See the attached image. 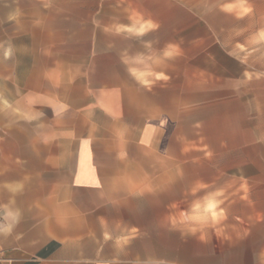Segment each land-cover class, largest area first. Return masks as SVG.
<instances>
[{"label": "rangeland", "instance_id": "1", "mask_svg": "<svg viewBox=\"0 0 264 264\" xmlns=\"http://www.w3.org/2000/svg\"><path fill=\"white\" fill-rule=\"evenodd\" d=\"M149 4L156 25L166 29L156 34V43L182 46L171 51L166 67L171 97L161 99L170 102L172 117L165 150L171 169L182 177L177 217L204 229L217 227L221 234L231 233L233 225L236 230L260 224L255 220L264 218V0ZM133 5L138 3L0 0L1 178L10 171L45 169L56 156L61 168L67 164L73 147L66 131L74 115L66 109L76 96L74 85L83 78L92 85L90 71L99 69L102 42L130 48V32L106 34L104 27L132 13Z\"/></svg>", "mask_w": 264, "mask_h": 264}, {"label": "crops", "instance_id": "2", "mask_svg": "<svg viewBox=\"0 0 264 264\" xmlns=\"http://www.w3.org/2000/svg\"><path fill=\"white\" fill-rule=\"evenodd\" d=\"M117 1L138 5L104 33L133 40L102 42L92 85L75 83L67 164L56 156L0 177V264H264V218L221 234L177 217L182 177L165 150L172 117L161 99L182 46L156 43L166 29L155 0Z\"/></svg>", "mask_w": 264, "mask_h": 264}]
</instances>
